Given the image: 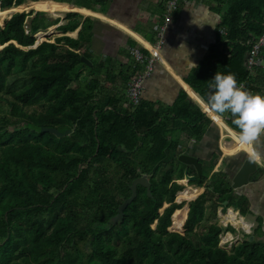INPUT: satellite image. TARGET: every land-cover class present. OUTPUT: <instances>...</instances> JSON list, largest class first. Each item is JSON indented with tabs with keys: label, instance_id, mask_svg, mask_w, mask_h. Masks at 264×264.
<instances>
[{
	"label": "trees",
	"instance_id": "16d2710c",
	"mask_svg": "<svg viewBox=\"0 0 264 264\" xmlns=\"http://www.w3.org/2000/svg\"><path fill=\"white\" fill-rule=\"evenodd\" d=\"M44 1L55 11L103 13L113 2ZM206 1L222 15L217 38L184 81L206 99L217 71L233 73L264 95V70L246 65L251 41L264 32V0ZM165 2L151 9L162 13ZM30 9L51 10L40 0H0V16ZM38 10L15 12L0 24V264H264L259 226L227 249L219 246L220 234L236 232L234 226L205 221L217 218L218 206L221 212L233 207L222 217L234 225L241 218L235 210L248 212L247 198L231 187V165L222 160L214 171L220 158L214 154L202 161L198 177L177 160L181 137L201 140L212 121L201 106L181 90L171 106L141 102L119 110L116 92L140 70L139 62L129 53L116 70L113 58H95L94 18L75 11L56 26L63 35L33 46L35 33L59 22ZM77 28L76 37L65 35ZM85 72V88L73 86ZM101 73L110 83L105 93ZM45 126L57 131L41 130ZM185 168L198 189L175 183ZM142 174L150 194L137 185L136 197L114 222L132 180ZM201 188L204 194L193 200ZM176 193V201L192 200L188 210L174 202ZM208 196L215 199L206 203ZM164 202L169 205L160 213Z\"/></svg>",
	"mask_w": 264,
	"mask_h": 264
},
{
	"label": "crops",
	"instance_id": "0c3cea01",
	"mask_svg": "<svg viewBox=\"0 0 264 264\" xmlns=\"http://www.w3.org/2000/svg\"><path fill=\"white\" fill-rule=\"evenodd\" d=\"M119 1L120 0H113L110 7L113 4L116 5V3H118ZM161 1L162 0H138V11L135 17L133 16L134 19H132L131 14L126 17L123 15L116 16L111 11L110 7L106 13L95 12L92 10L89 12H84L80 7L79 8L82 10V12H79L77 10L72 11L78 12L83 16H92L94 18L93 36L92 41L90 42L91 51L94 53L95 58H97L98 60L103 61L106 57L113 58L115 60L113 63L115 69L119 70L118 65L121 64L122 68V65L126 63L130 58L129 50L127 49L129 40L131 41L135 39L136 41L134 45L139 48L146 47L148 49V46L145 45V43H149V45H155V43H152L149 39L154 40L155 38H157V35L153 29V23L155 22V18L157 16L159 17L160 15H162L163 11L161 13L160 11L157 12L152 10L151 8H154L155 5L157 3H160ZM214 4L206 0H200L199 4H192L182 7L180 6L179 9L172 14V18L168 22L169 27L167 28L165 41L162 47L159 49V56L158 58L153 57V72L144 84L142 102L153 105L161 104L162 106H171L178 98L181 90H183L190 98L196 101L212 121L208 124L207 130L201 140H197L193 137H181L179 146L181 147L182 151L180 152V154L187 153L190 155H194L198 157L201 162L205 161L207 163L214 154L219 153L220 158L214 169V171H217L220 162L222 160L225 161L224 157L232 156L235 151L239 149H242L247 153V148L244 145L243 148L237 147V145H234V141H231L232 143L228 147L223 146V139L228 137L226 131H223V128H228L230 131L234 129H232V127L227 123L225 117V123L215 122L212 116L205 110L200 97L184 81V77L188 74V72L192 71V69L195 68L192 66V64L196 66L199 61L202 60V58L205 56V53L207 52L209 46L216 41L217 27L221 22L222 15L221 13L218 14L214 11ZM52 10L55 9H51V11ZM61 23L63 22H58V24L51 25L50 27L55 26L56 29V26ZM78 29L79 28H77L73 32H66L65 35L76 37ZM144 36L147 38H145ZM146 54L148 56H151L149 55V53ZM87 79H89V74H87V78L85 79V85L87 84ZM98 81L101 84L100 88L103 91L102 93L107 92L110 88V83L107 81L104 74H98ZM126 84L127 82H125V84H123L121 88H119V91L116 92V96L119 97L117 107L121 111L134 109L127 105V99L124 95ZM190 91H193L196 94V98L192 93H190ZM253 92L254 94H258L255 91ZM225 115L228 117V121L232 120L229 114ZM231 134L234 136L235 141H237V136H235L233 132H231ZM192 140L196 141L195 144L190 145L189 147L186 146V144L190 143V141ZM257 143L259 145L263 143V146L260 145L257 148L262 154H264V136H262ZM220 149H222L224 153H220ZM246 156L247 155H245L244 157L241 156L239 162H241V160ZM234 161L235 159L232 158L229 161V164L234 168L230 166L226 169V171L230 173V177H232L235 169L239 164L238 162V164L233 165ZM226 164L228 163L226 162ZM175 183L184 186L179 181H175ZM185 188L188 191L190 189L188 187ZM203 191H205V189H203ZM233 192L236 195L245 196V198H247L249 204L248 212L245 215H242L239 210H235L238 212L241 218L237 221L239 223L237 225H234L230 221L223 222V213L221 212V206H218L216 215L222 220L219 224L226 225L230 223L231 225H233L234 228L238 230V232L231 233L238 237H241V235H243V232L248 234L252 233L255 227L259 226L261 237L264 240V167L256 164L255 171L249 175L248 184L242 186L241 188L233 190ZM177 193L175 194L174 202L180 203L183 199H181L180 201H176ZM200 195H198L193 200H196ZM168 205L169 203L164 202L162 208H165ZM228 208L233 209V207ZM228 208H226V210ZM227 211L225 213H227ZM246 227L249 228L246 229ZM239 228L243 231L240 232Z\"/></svg>",
	"mask_w": 264,
	"mask_h": 264
},
{
	"label": "clouds",
	"instance_id": "9594fccd",
	"mask_svg": "<svg viewBox=\"0 0 264 264\" xmlns=\"http://www.w3.org/2000/svg\"><path fill=\"white\" fill-rule=\"evenodd\" d=\"M208 88L206 99L200 97L204 107L217 123H224L225 114H229L231 123L239 130L237 142L247 148L246 154L251 162L264 167V154L256 147L264 136V95L245 90L235 74L218 71L208 81Z\"/></svg>",
	"mask_w": 264,
	"mask_h": 264
},
{
	"label": "built area",
	"instance_id": "2783aa9c",
	"mask_svg": "<svg viewBox=\"0 0 264 264\" xmlns=\"http://www.w3.org/2000/svg\"><path fill=\"white\" fill-rule=\"evenodd\" d=\"M199 3L200 0H166L165 9L162 15H160L159 17L157 16L155 18V22L153 23V29L157 35V42L154 46H156L158 50L162 47L165 41L164 33L168 27V22L172 18V14L175 13L180 6L182 7ZM219 32L221 35H226V29H221ZM127 49L129 50V53L141 65L140 70L137 71L127 81L124 91V95L127 99V105L130 107H136L142 102L144 84L146 80L152 75L154 63L153 57L157 56L155 52L152 51L149 47L148 49H150L149 51L151 52V56H148L142 48H139L137 46L128 45ZM246 65L249 71L255 69V66H259V68L264 70V32L260 36L253 38V40L251 41L250 50L247 54ZM239 84H242L245 90H248L254 94L253 90L250 89V87H248L246 83ZM225 118L228 117L225 116ZM223 129L226 131L229 139H231V141H234L235 138L231 134V132H233L235 136H237L238 132L234 130L230 131L228 128ZM195 142V140H192L190 141V143L186 144V146L189 147L190 145H194ZM229 231L230 230L223 232V234H220L219 240V246L225 247L227 249H229L233 244H237L239 241H242L241 237L235 236L231 233L232 231ZM169 232L175 231L171 230ZM222 244H226V246H223Z\"/></svg>",
	"mask_w": 264,
	"mask_h": 264
},
{
	"label": "rangeland",
	"instance_id": "374dc122",
	"mask_svg": "<svg viewBox=\"0 0 264 264\" xmlns=\"http://www.w3.org/2000/svg\"><path fill=\"white\" fill-rule=\"evenodd\" d=\"M40 1H43V2H45L44 0H40ZM27 2V1H26ZM137 2H138V0H120L118 3H116V5L115 4H113L110 8H111V11L116 15V16H129L130 14L132 15V19H134V17H135V15L137 14V11H138V6H139V3L137 4ZM72 7H74V6H72ZM135 7V8H134ZM134 8V9H133ZM4 9V8H3ZM31 10H36V9H30V10H23V11H15V12H25V13H28L29 11H31ZM38 10V9H37ZM132 10H133V12H132ZM38 11H42V12H45L46 14H48L49 15V17L50 18H58V20H59V23L60 22H64L65 21V19H66V17H65V15H64V13L65 12H67V11H55V10H50V12H46L45 10L43 11V10H38ZM72 11V10H71ZM15 12H13V13H15ZM68 12H70V10H68ZM133 14H132V13ZM13 13H10V14H6V15H2V16H0V24H4V22H5V20L6 19H8ZM110 13V12H109ZM96 14V13H95ZM134 16V17H133ZM169 24V23H168ZM167 24V26L169 27V25ZM167 27V28H168ZM166 32H167V29H166V31H165V33H164V37L166 36ZM61 35H63V33H61V32H59V31H57V29H55V26H52V27H49L47 30H45V31H40V32H37V33H35L34 34V36H35V44L36 43H39L40 42V40H43V39H46V40H48V41H53L54 39H56L57 37H59V36H61ZM152 43H155L156 44V42H157V38H155L154 40L153 39H149ZM140 45V44H139ZM131 55V54H130ZM80 79H79V81L78 82H74L72 85L73 86H76V87H78V88H80V89H84L85 88V79L87 78V74L85 73H83L80 77H79ZM28 109V111L30 112V111H32L33 110V108H27ZM2 110H6V108L5 107H2ZM227 121V123H229L230 125H232L234 128H236L235 127V125H233L230 121H228V120H226ZM220 129H221V127H220ZM237 129V128H236ZM218 130H219V128H218ZM224 132H225V130H223ZM218 141H219V139H218ZM231 139H229V137H226V138H224L223 139V146H230L231 145ZM260 145H262L263 146V143H261ZM258 143L256 144V147H258V146H260ZM220 153H224L223 152V150L222 149H220ZM227 155V154H226ZM245 155H247L246 154V152L244 151V150H242V149H239V150H236L235 151V153L232 155V156H226V157H224V159H225V161L227 162V163H229V161H230V159L232 158V159H235V161H234V163H233V165L235 164H238V162H239V160H240V158H241V156H245ZM203 157H204V155H203ZM187 167H189L190 168V171H192V169L194 168L193 166H188L187 165ZM232 168H234V167H232ZM186 169V168H185ZM193 173H194V171H192ZM146 175V174H145ZM147 176V175H146ZM185 179H182V180H178V181H182L183 183H181L182 185H184L183 187H184V189H185V187H188V188H190V189H193V188H196L195 186H193V185H190L189 183H187L186 184V181H184ZM177 181V182H178ZM196 189H198V188H196ZM202 190L204 189V188H201ZM204 192L205 191H203L202 192V194L201 195H203L204 194ZM200 195V196H201ZM213 197V196H212ZM211 196H208L207 197V201H206V203H208V199H210V198H212ZM214 198V197H213ZM215 199V198H214ZM189 201H192V200H189ZM188 201V202H189ZM182 202V207L181 208H179L180 210H182V208H183V206H184V204H186L187 203V201L186 200H182L181 201ZM180 202V203H181ZM187 205V204H186ZM211 205V203H209V206ZM209 206H207V212H209V209H210V207ZM217 209L218 208H216V213H217ZM225 211H227V210H225ZM222 213H225V212H222ZM217 216V215H216ZM248 218V217H247ZM222 219H223V217H222ZM205 219H203V221H204ZM205 221H209V222H218V224L220 223V221H222L221 219H220V217H218L217 216V218L216 217H210L209 219H207V220H205ZM223 222H224V220H223ZM230 224V223H229ZM223 225V224H222ZM200 227L201 226H199V224L197 225V232H199V229H200ZM240 229V228H239ZM240 232H242L243 230L242 229H240L239 230ZM176 232V231H175ZM238 232V230L236 229V232L235 233H237ZM178 233V232H177ZM221 234H223V233H221ZM241 238H242V240H243V235H241ZM79 245H80V243H79ZM79 245L77 246V247H79ZM223 246H226V244H222Z\"/></svg>",
	"mask_w": 264,
	"mask_h": 264
},
{
	"label": "water",
	"instance_id": "95a60500",
	"mask_svg": "<svg viewBox=\"0 0 264 264\" xmlns=\"http://www.w3.org/2000/svg\"><path fill=\"white\" fill-rule=\"evenodd\" d=\"M36 44L34 43L33 46ZM193 96V95H192ZM196 98V96H194ZM41 130H50L53 132H56L57 129L56 127H49L45 126L42 127ZM177 160L185 165H190L193 166L196 169L197 176L201 177L202 175V162L200 159L194 155H190L187 153H181L178 155ZM256 169V163H253L249 160L248 156L243 158L241 162H239L237 168L235 169L234 174L231 177V187L232 189H238L241 188L242 186H245L249 182V175L253 173ZM184 179L187 183L194 182L196 180V176H188L187 175V169L183 172ZM137 185H140L145 188L147 195L150 194V183L148 181V178L145 174H142L134 180H132L130 184V194L129 196L123 200V202L118 206L117 208V214L114 217V222H118L122 216H123V211L125 207L136 197L137 195ZM227 201H223V205H226ZM164 207L159 210L160 213H162ZM188 210V207H187ZM186 210V211H187ZM172 217V215H171ZM253 236L250 235V238Z\"/></svg>",
	"mask_w": 264,
	"mask_h": 264
},
{
	"label": "bare ground",
	"instance_id": "6f19581e",
	"mask_svg": "<svg viewBox=\"0 0 264 264\" xmlns=\"http://www.w3.org/2000/svg\"><path fill=\"white\" fill-rule=\"evenodd\" d=\"M47 6H49L51 9H55L56 7L55 6H53V4L50 2V1H45L44 2ZM145 45H147L152 51H154L155 52V54H156V56H157V58H158V56H159V53H160V51L158 50V48L156 47V46H154V45H149V43L147 44V43H145ZM205 110L208 112V114H209V111L205 108ZM210 115L213 117V114L212 113H210ZM213 119H214V117H213ZM225 123V122H224ZM234 145H237V147H242L243 148V145H241V144H239L237 141H235L234 140ZM187 207V205L185 206V208Z\"/></svg>",
	"mask_w": 264,
	"mask_h": 264
}]
</instances>
